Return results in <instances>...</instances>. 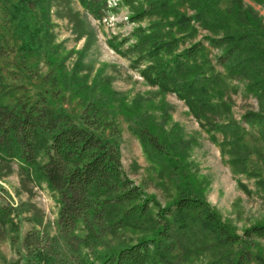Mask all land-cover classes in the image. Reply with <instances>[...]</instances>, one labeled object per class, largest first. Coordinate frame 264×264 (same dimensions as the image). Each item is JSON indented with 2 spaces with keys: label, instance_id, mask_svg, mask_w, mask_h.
I'll use <instances>...</instances> for the list:
<instances>
[{
  "label": "trees",
  "instance_id": "16d2710c",
  "mask_svg": "<svg viewBox=\"0 0 264 264\" xmlns=\"http://www.w3.org/2000/svg\"><path fill=\"white\" fill-rule=\"evenodd\" d=\"M94 17L107 10L108 0H78ZM264 4V0H252ZM42 0H0L8 12L20 16L26 41L16 44L27 52L20 65L36 68L40 53L48 62L47 77L59 87L78 93L83 102L85 125L65 112H56L43 97L30 100L27 91L5 80L3 64L15 52L0 27V161L10 170L17 161L26 176L41 178L53 193L57 205L56 234L51 235L42 216L33 215V227L21 235V212L0 186V245L17 242L18 261L13 264H264L259 247L264 239V222L236 231L191 187L182 189L168 204L161 205L128 178L117 148L91 127L111 128L103 103L85 97L83 83L71 77L65 81L63 66L52 52L45 21L37 19L35 4ZM130 7V22L154 18L147 26H137L129 37L112 47L129 56L140 76L162 93H175L191 114L206 126L210 139L222 135L229 146L231 163L248 153L243 142L247 130L232 116L220 120L215 115L229 109L221 93L222 76L208 57V46L198 40L185 46L196 34L197 23L209 34V47L219 49L215 62L225 75L244 81V89L262 103L259 111H248L242 120L256 128L264 141V22L242 0L221 6L222 0H121ZM51 0H46L48 23ZM181 7L193 11L187 14ZM68 17L81 27L78 12L68 9ZM131 38L133 42L128 43ZM43 49V50H41ZM30 59H33L32 62ZM46 78V75H45ZM139 106L126 117L131 131L140 139L145 154L168 170L182 158L174 141L164 140L151 126L144 125ZM167 170V169H166ZM1 176V173H0ZM187 177V176H186ZM186 179V184H190ZM81 232V233H79ZM205 257L199 261V256Z\"/></svg>",
  "mask_w": 264,
  "mask_h": 264
},
{
  "label": "rangeland",
  "instance_id": "374dc122",
  "mask_svg": "<svg viewBox=\"0 0 264 264\" xmlns=\"http://www.w3.org/2000/svg\"><path fill=\"white\" fill-rule=\"evenodd\" d=\"M233 0H222L221 6L230 5ZM243 7H250L264 22V4L252 0H242ZM42 9L35 4L37 19L45 21L48 38L55 58L63 66L65 81L71 77L83 83L85 97L96 98L103 103L111 122V128L95 127L91 129L117 148L122 169L132 182L141 187L149 196L161 205L171 202L180 190L191 187L217 212L219 217L229 224L236 233L255 223L264 222V141L257 137L256 128L250 127L242 120L244 113L257 112L262 103L247 94L244 81L225 75L223 67L215 62L219 49L209 47L203 36L209 34L197 23V32L181 46L195 41H202L208 46V57L215 69L221 73L222 98L228 102L229 109L216 120L230 115L236 119L247 132L243 142L248 153L240 154L242 161L231 163L229 146L221 145L222 135L215 132L216 140L210 139L206 126L191 114L185 102L175 93H162L156 86H151L140 76L138 69L131 65L129 56L119 54L111 44L123 37H129L137 26L145 27L154 18H144L140 22H130V7L121 0H108V8L99 17H94L78 0H51L48 23L46 22V0H42ZM78 12L81 27L76 26L68 17V9ZM187 14L193 11L181 7ZM6 25L7 37L12 43L26 41L22 31L20 16L8 12L0 3V27ZM131 38L128 43L133 42ZM43 50V49H41ZM35 59L37 66L31 72L20 65L21 58L27 52L15 47V52L3 61L6 68L5 80L18 86L19 92L26 90L30 100L43 97L56 112L70 115L80 125H85L82 118L83 102L78 93L70 89L53 85L47 77L48 62L42 53ZM34 62L33 59H30ZM46 75V78H45ZM136 110L144 125L151 126L164 140L174 141V149L182 155L178 167L169 169L153 161L145 154L140 139L131 131L130 117L132 107ZM127 118H126V117ZM0 161V186L10 195L13 207L21 212V235L33 227V215L42 216L43 223L51 235L56 234L54 220L58 205L53 193L46 183L31 174L26 176L19 170L15 160L9 163L10 170ZM187 176V177H186ZM186 179L191 185L186 184ZM81 233V232H79ZM259 247L264 254V239ZM18 244L9 239L0 245V264H13L18 259ZM199 261L205 257L199 256ZM22 264V263H19Z\"/></svg>",
  "mask_w": 264,
  "mask_h": 264
}]
</instances>
